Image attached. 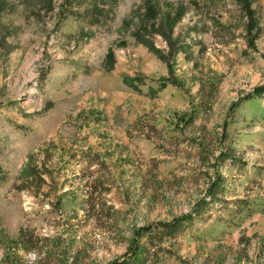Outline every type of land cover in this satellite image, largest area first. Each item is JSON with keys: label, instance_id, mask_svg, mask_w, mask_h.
Here are the masks:
<instances>
[{"label": "rangeland", "instance_id": "374dc122", "mask_svg": "<svg viewBox=\"0 0 264 264\" xmlns=\"http://www.w3.org/2000/svg\"><path fill=\"white\" fill-rule=\"evenodd\" d=\"M251 7L249 30L236 0H0V264L120 259L216 171L220 198L159 263L264 264V0Z\"/></svg>", "mask_w": 264, "mask_h": 264}, {"label": "trees", "instance_id": "16d2710c", "mask_svg": "<svg viewBox=\"0 0 264 264\" xmlns=\"http://www.w3.org/2000/svg\"><path fill=\"white\" fill-rule=\"evenodd\" d=\"M236 1L243 6L244 11L247 13L249 17L247 28L252 30L257 26V23L256 20L252 18L253 9L251 7V0ZM263 90L264 83L256 86L253 93H259ZM227 156L228 154L224 157ZM225 182L224 175L216 171L214 177L206 185L204 196L197 199L191 211L175 215L171 219H158L154 222H148L138 226L135 229V235L126 255L120 259H113L106 264H160L158 258L159 250H166V247H162L161 242L171 239L183 232L184 229L193 224L196 216L206 212L211 205L218 201L220 198L219 194L222 192ZM245 201L247 200L236 198L233 202L239 211H242ZM22 231L23 229L20 228V237ZM25 240L29 242L30 238L26 237Z\"/></svg>", "mask_w": 264, "mask_h": 264}]
</instances>
